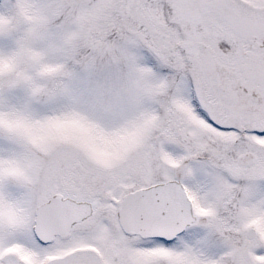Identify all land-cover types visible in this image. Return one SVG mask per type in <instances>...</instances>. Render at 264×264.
<instances>
[{
  "label": "snow or ice",
  "instance_id": "snow-or-ice-1",
  "mask_svg": "<svg viewBox=\"0 0 264 264\" xmlns=\"http://www.w3.org/2000/svg\"><path fill=\"white\" fill-rule=\"evenodd\" d=\"M0 264H264V0H0Z\"/></svg>",
  "mask_w": 264,
  "mask_h": 264
}]
</instances>
